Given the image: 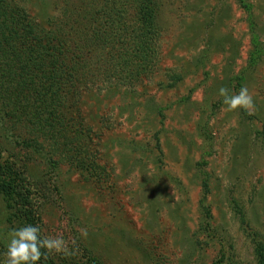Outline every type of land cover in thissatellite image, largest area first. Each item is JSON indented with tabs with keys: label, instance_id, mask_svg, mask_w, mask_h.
<instances>
[{
	"label": "rangeland",
	"instance_id": "1",
	"mask_svg": "<svg viewBox=\"0 0 264 264\" xmlns=\"http://www.w3.org/2000/svg\"><path fill=\"white\" fill-rule=\"evenodd\" d=\"M15 1L46 33L108 61L68 103L64 148L0 115V161L31 185L32 225L67 241L55 263L259 264L264 0H146L149 26L143 0ZM245 86L252 109L227 111L219 88ZM5 213L0 198V262Z\"/></svg>",
	"mask_w": 264,
	"mask_h": 264
},
{
	"label": "trees",
	"instance_id": "2",
	"mask_svg": "<svg viewBox=\"0 0 264 264\" xmlns=\"http://www.w3.org/2000/svg\"><path fill=\"white\" fill-rule=\"evenodd\" d=\"M139 9L138 21L144 26L154 22L156 11L150 1L143 0ZM44 30L20 2L0 0V115L11 127L28 130L34 138L63 143L64 148L70 143L65 132L75 126V113L68 119L72 113H67L68 105L78 99L87 74L108 61L99 59L95 49L62 41L60 32ZM104 41L100 39L105 50L109 39ZM110 41L121 44L119 39ZM0 198L11 230L32 224L36 204L31 185L7 161H0ZM39 264L56 263L46 254ZM259 264H264V256Z\"/></svg>",
	"mask_w": 264,
	"mask_h": 264
},
{
	"label": "clouds",
	"instance_id": "3",
	"mask_svg": "<svg viewBox=\"0 0 264 264\" xmlns=\"http://www.w3.org/2000/svg\"><path fill=\"white\" fill-rule=\"evenodd\" d=\"M218 95L223 98L227 111L251 110L253 107V99L246 86L241 87L238 93L220 87ZM82 235H87L86 230H82ZM68 251L67 241L62 236L42 237L38 226L28 224L13 230L4 253L6 260L0 264H39L46 254L55 252L67 255Z\"/></svg>",
	"mask_w": 264,
	"mask_h": 264
}]
</instances>
